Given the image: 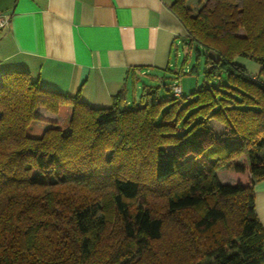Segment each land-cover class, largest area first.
<instances>
[{
	"label": "trees",
	"instance_id": "16d2710c",
	"mask_svg": "<svg viewBox=\"0 0 264 264\" xmlns=\"http://www.w3.org/2000/svg\"><path fill=\"white\" fill-rule=\"evenodd\" d=\"M186 1L171 11L196 62L205 55V83L188 102L162 82L137 103L120 93L95 109L27 71L1 75L0 264H264L253 192L264 180V57L229 47L237 0H206L195 14ZM220 73L233 88L209 86ZM38 107L68 119L38 126Z\"/></svg>",
	"mask_w": 264,
	"mask_h": 264
},
{
	"label": "crops",
	"instance_id": "0c3cea01",
	"mask_svg": "<svg viewBox=\"0 0 264 264\" xmlns=\"http://www.w3.org/2000/svg\"><path fill=\"white\" fill-rule=\"evenodd\" d=\"M174 2L0 0V15L11 16L0 31V75L27 71L41 88L78 95L80 102L95 109L111 107L120 93L128 104L137 103L145 87L153 86L149 83H164L163 72L174 79L191 69L186 59L172 70L174 50L191 47L171 11ZM250 70L257 73L259 68ZM142 78L147 84L140 85ZM218 128L211 130L221 139L225 129ZM253 192L254 211L264 228V180Z\"/></svg>",
	"mask_w": 264,
	"mask_h": 264
},
{
	"label": "rangeland",
	"instance_id": "374dc122",
	"mask_svg": "<svg viewBox=\"0 0 264 264\" xmlns=\"http://www.w3.org/2000/svg\"><path fill=\"white\" fill-rule=\"evenodd\" d=\"M237 1L238 3L236 5V18L238 19V24L236 23V39L231 40V42L229 43V47L232 46L234 50H236V54L242 51H248L253 55H258V57H264V0ZM205 2L206 0H187L185 5L192 10L193 14H195L201 9L202 5H204ZM195 48V44H192L190 48L187 47L186 49L184 45H180L177 49L174 50L171 62L173 66L172 70H174L176 67H178L179 69L181 63L187 58L188 66L186 67L190 69L193 65L197 64L198 70L196 72H185L179 77H176V79H171L169 73L164 74L163 72L162 74L163 77L166 76V79H163L165 84L169 86L176 84L180 87V89L182 90V94L180 97L184 98L186 102L191 100L192 93L199 90L205 83V79L203 77L205 55L203 54V51L199 49L202 55L196 62ZM236 63L246 67L249 72L251 71L250 69L257 66L252 61L240 57H236ZM252 74H256L257 76L258 72ZM145 79L146 78L140 79V85H142L143 83L147 84V80ZM251 81L253 80L251 79ZM149 84L161 85L160 83L154 82ZM209 86H212L216 89H221L223 91H227V89L221 86H229L230 88L234 87L228 81V77L225 73H220L218 77L211 79ZM236 90H238L239 93L247 94L246 90L238 85H236ZM140 94L141 92H139V95ZM236 94L240 97L238 93ZM170 95L171 94L165 92L164 90L161 91V97H163L164 99H167L168 97H170ZM128 97L131 100L133 94L129 92ZM250 109L254 110V107H250ZM35 111L38 117L35 123L36 125L41 127L50 128L54 124H63L68 119L67 115H59L53 113L44 107H38ZM209 125L214 132L219 131L220 128H218V126H221L222 129H225L223 125L214 120L211 121ZM36 174V171H34L33 175L35 176ZM216 175L219 181L223 184H230L232 182L231 176L224 169H219ZM50 177L52 178L53 176Z\"/></svg>",
	"mask_w": 264,
	"mask_h": 264
},
{
	"label": "built area",
	"instance_id": "2783aa9c",
	"mask_svg": "<svg viewBox=\"0 0 264 264\" xmlns=\"http://www.w3.org/2000/svg\"><path fill=\"white\" fill-rule=\"evenodd\" d=\"M10 15L9 14H1L0 15V31L3 30L4 28H6L10 22ZM252 80H254V78H252ZM3 85V77L0 75V88ZM172 94L175 97H180L181 96V90L180 87L178 85H173L172 86Z\"/></svg>",
	"mask_w": 264,
	"mask_h": 264
}]
</instances>
